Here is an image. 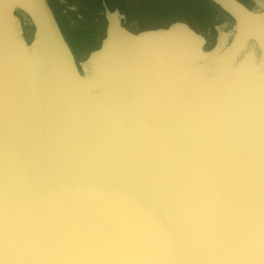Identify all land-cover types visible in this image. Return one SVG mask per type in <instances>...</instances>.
Returning <instances> with one entry per match:
<instances>
[{"label": "water", "instance_id": "95a60500", "mask_svg": "<svg viewBox=\"0 0 264 264\" xmlns=\"http://www.w3.org/2000/svg\"><path fill=\"white\" fill-rule=\"evenodd\" d=\"M115 1L77 53L0 0V264H264V0Z\"/></svg>", "mask_w": 264, "mask_h": 264}, {"label": "flooded vegetation", "instance_id": "af4514ba", "mask_svg": "<svg viewBox=\"0 0 264 264\" xmlns=\"http://www.w3.org/2000/svg\"><path fill=\"white\" fill-rule=\"evenodd\" d=\"M60 23L61 29L66 34V38L78 52L86 41L92 43L94 28L91 26L96 20L98 27L102 25L104 17L101 14L103 3L109 7L110 0H48ZM117 3V0L115 1ZM181 5L188 7V15L198 20L203 25L204 20L216 21L217 15L210 13L207 9L195 4L192 0H181ZM119 12L124 13L119 7ZM198 10L197 14L195 12ZM126 14V13H124ZM137 20V19H136ZM139 23L140 21L137 20ZM213 24V23H212ZM211 24V25H212ZM210 25V26H211ZM84 48V47H83Z\"/></svg>", "mask_w": 264, "mask_h": 264}, {"label": "rangeland", "instance_id": "374dc122", "mask_svg": "<svg viewBox=\"0 0 264 264\" xmlns=\"http://www.w3.org/2000/svg\"><path fill=\"white\" fill-rule=\"evenodd\" d=\"M129 0H117L115 6L119 7L127 16L137 19L140 23H150L154 21H158L160 19H164L167 16L175 15V14H187L188 15V7L185 5H181L180 2L172 0L168 2V4L158 3V0H135L132 2L131 6L126 4ZM159 4V5H158ZM114 6V5H113ZM109 6V7H113ZM160 6V7H159ZM154 8V10H152ZM198 10L195 12L197 14ZM93 23L97 24L99 21H94ZM92 23V27H93ZM204 27H208V21L204 20L203 22ZM90 41H86L83 44L84 48L81 47L79 51H84L91 46ZM80 53V52H79Z\"/></svg>", "mask_w": 264, "mask_h": 264}, {"label": "crops", "instance_id": "0c3cea01", "mask_svg": "<svg viewBox=\"0 0 264 264\" xmlns=\"http://www.w3.org/2000/svg\"><path fill=\"white\" fill-rule=\"evenodd\" d=\"M135 1V0H129L126 4H129L131 6L132 2ZM165 3V4H168V2H171L172 0H158L157 2L158 3H161L162 5V2ZM174 1H178L181 3V0H174ZM182 4V3H181ZM159 5V4H158ZM160 7V6H159ZM152 10H154V8H152Z\"/></svg>", "mask_w": 264, "mask_h": 264}, {"label": "trees", "instance_id": "16d2710c", "mask_svg": "<svg viewBox=\"0 0 264 264\" xmlns=\"http://www.w3.org/2000/svg\"><path fill=\"white\" fill-rule=\"evenodd\" d=\"M212 23H213V24L215 23V21H214L213 18L210 19V20L208 21V25H209L208 27H210V25H211ZM203 27H204V26H203ZM79 52H81V51H78L77 53H79Z\"/></svg>", "mask_w": 264, "mask_h": 264}]
</instances>
